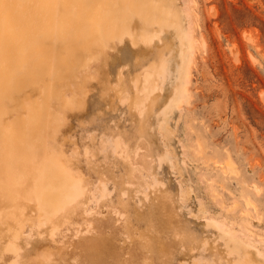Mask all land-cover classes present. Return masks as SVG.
<instances>
[{
    "label": "rangeland",
    "instance_id": "1",
    "mask_svg": "<svg viewBox=\"0 0 264 264\" xmlns=\"http://www.w3.org/2000/svg\"><path fill=\"white\" fill-rule=\"evenodd\" d=\"M159 1L176 7L190 28L182 80L176 74L181 59L172 31L152 49L130 43L117 51L99 49L102 56L91 62L90 77L75 82L77 92L67 91L73 105L65 109L59 129H48V135L57 133L51 141L63 148L64 161L84 179L89 219L105 228L98 232L114 231L105 260L87 257L92 264H252L258 257L233 246L211 218L237 230L249 227L264 244V0ZM138 60L144 67L164 61L167 66L160 77L162 97L154 105L163 127L151 111L141 120L129 106L135 96L133 78L142 69ZM179 86L187 88L186 94L163 115ZM27 89L19 93L22 99L26 93L30 100L39 96L38 89ZM17 102L8 103L14 107L8 105L4 121L26 113L22 106L18 113L11 111H18ZM111 139L125 150L115 149ZM125 210L130 212L128 223ZM82 213L73 214L77 223L84 222ZM150 213L154 219L147 223L144 215ZM1 224L0 247L9 236L7 223ZM125 225L135 228L132 238ZM74 231L62 227L54 234L57 244L39 242L37 250L68 244V256L65 249L56 250L67 264L84 259L82 264H90L83 241L92 234L86 228L76 236ZM139 234L151 244L149 253L140 249L144 239ZM6 253L0 264L11 260Z\"/></svg>",
    "mask_w": 264,
    "mask_h": 264
},
{
    "label": "bare ground",
    "instance_id": "2",
    "mask_svg": "<svg viewBox=\"0 0 264 264\" xmlns=\"http://www.w3.org/2000/svg\"><path fill=\"white\" fill-rule=\"evenodd\" d=\"M183 21L176 7L170 4L163 6L159 0H99L93 3L87 0H0V194L3 195L0 197V224L7 223L6 228L9 229V236L1 245L0 253L7 251V259L11 258L8 264H65L66 259L60 252L69 249L68 244L63 249L64 244H59V248L62 246L60 252H56L58 247L48 248L55 241L54 234L62 227L72 228L77 233L86 228L89 231L87 235H92L88 236L89 240L84 239V243L81 239L82 247L77 246L82 250L84 244L87 259V256L91 260L105 256L114 239V231L98 232L103 226L95 225L98 233L95 230L94 234L95 226L89 219L92 209L85 208L84 204V179L64 161L63 148H58L51 141V136L57 133L48 135V129H59L65 109L73 105V97H68L66 93L68 90L77 92L75 82L90 77V64L102 53L98 54L99 49L117 51L129 43L152 49L172 31L178 38L177 51L181 59L176 74L182 80L183 63L191 45L190 28ZM164 62L159 66L151 62L145 67L143 60L136 62V66L142 69L133 78L135 96L129 103L141 120L151 111L160 119L157 124L161 127L164 121L159 118L154 105L162 97L160 77L163 75L161 72L167 70ZM26 88L38 89L39 96L30 100L29 93H26L27 97L22 99L19 93ZM186 92L185 86L176 88L174 97L164 105L161 113L167 115L175 100ZM17 100L20 103V107L16 108L18 111L15 108L10 110L18 113L22 106L26 113L19 112L18 117L15 114L16 118L4 121L8 105ZM53 102L57 105L53 106ZM109 143L117 150H125L120 141L111 139ZM165 156H169L167 151ZM123 205L126 207L127 203ZM80 210H83L85 220L77 223L73 214ZM125 211L124 220L128 223L131 217L129 210ZM145 219L151 223L154 217L150 213L144 215ZM211 220L233 246L244 247L258 257L252 264H264V244L253 238L248 226L237 230L218 223L214 218ZM125 226L124 232L132 238L135 228ZM25 227L30 229L29 232L26 233ZM30 231L39 235L34 238L36 233L32 236ZM84 234L81 236L84 237ZM139 236L146 240H143V246L139 245L140 249L145 248L149 253L152 246L147 237L143 234ZM74 237L73 243L77 241ZM44 242L50 246L38 251V243ZM71 246L75 248L73 244ZM80 249L77 251L79 254L76 252L79 256L82 253ZM146 250L142 252L145 254ZM76 259L73 258V261ZM90 259L87 262L92 264Z\"/></svg>",
    "mask_w": 264,
    "mask_h": 264
}]
</instances>
